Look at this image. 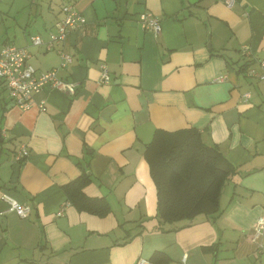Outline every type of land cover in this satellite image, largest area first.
I'll return each mask as SVG.
<instances>
[{"label": "crops", "instance_id": "1", "mask_svg": "<svg viewBox=\"0 0 264 264\" xmlns=\"http://www.w3.org/2000/svg\"><path fill=\"white\" fill-rule=\"evenodd\" d=\"M69 2L86 23L69 32L73 61L62 66L59 46L31 36L47 40ZM146 11L160 32L142 27ZM9 43L27 47L38 72L57 69L79 86L45 84L22 109L0 78V264H264L251 241L264 216V81L245 73L262 70L264 0H0V51ZM190 127L236 173L219 213L166 222L145 148L157 129ZM22 144L29 156L18 161ZM80 177L104 214L70 201L65 187ZM6 194L29 214L9 211Z\"/></svg>", "mask_w": 264, "mask_h": 264}, {"label": "trees", "instance_id": "2", "mask_svg": "<svg viewBox=\"0 0 264 264\" xmlns=\"http://www.w3.org/2000/svg\"><path fill=\"white\" fill-rule=\"evenodd\" d=\"M145 157L157 187V213L166 222L193 219L220 212V198L234 165L217 145L203 141L195 127L175 131L157 129L146 145ZM86 177L66 185L70 201L78 207L104 214V198L87 196ZM103 202L100 205V202Z\"/></svg>", "mask_w": 264, "mask_h": 264}, {"label": "built area", "instance_id": "3", "mask_svg": "<svg viewBox=\"0 0 264 264\" xmlns=\"http://www.w3.org/2000/svg\"><path fill=\"white\" fill-rule=\"evenodd\" d=\"M228 7H233L238 0H221ZM62 16L57 22L56 30L50 33L46 40L41 35L31 36L33 45L45 46L47 50L59 46L58 52L61 56L62 66L71 64L73 56L64 49L65 40L69 32L86 23L83 13L75 6L74 3H66L62 7ZM138 19L144 29L153 30L155 33L160 32L161 23L159 18L151 11L142 12ZM245 54H249L250 48L247 45L242 47ZM32 54L27 47H18L14 44L5 45L0 51V78L8 91L9 97L18 107L28 109L35 104V96L41 92L45 84H51L69 94H74L79 86L78 82L65 81L58 76L57 69L38 72L37 68L31 63ZM260 66L262 70L247 67L245 73L248 77L257 81H264V58ZM227 75L217 76L213 81L221 82L226 79ZM111 76L106 64L102 65V83H109ZM246 99L251 97V93L245 94ZM41 110H46V100L38 101ZM29 156V149L26 144H22L16 155V159L21 161ZM9 204V211L16 212L19 216L25 217L30 212V205L22 203L9 195L3 197ZM61 212V211H60ZM59 212V213H60ZM251 241L256 245L258 250H264V216H261L254 227ZM186 259V257H184ZM141 259L139 263H145Z\"/></svg>", "mask_w": 264, "mask_h": 264}]
</instances>
